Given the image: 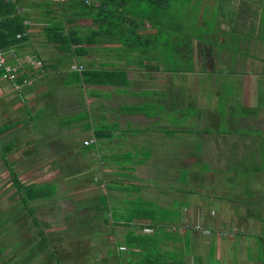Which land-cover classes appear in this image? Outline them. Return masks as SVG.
Wrapping results in <instances>:
<instances>
[{
    "label": "rangeland",
    "instance_id": "374dc122",
    "mask_svg": "<svg viewBox=\"0 0 264 264\" xmlns=\"http://www.w3.org/2000/svg\"><path fill=\"white\" fill-rule=\"evenodd\" d=\"M26 1H32L34 3L33 7H24L22 9V12H27L30 17L29 24L31 28V34H29V31V39L34 40L35 42H38L42 39L46 40L45 36H43V33L46 30L45 26L47 24V19L43 15V8H40L36 5L39 2L38 0ZM196 1L197 6L202 7L200 9V15L203 16L199 17L202 24L204 25L208 19V21H210L208 23H210L212 28L211 35L213 36V42L211 41L210 43V41H208L204 43L207 45L204 47V49H212V51L215 50V52H223L225 51V48L222 46L223 44H221L223 43L221 42L222 40L228 43L233 42L235 46H237V42L240 43L238 45L240 49H237V53L239 54L237 59L238 61L240 59L243 60L238 63L236 69L240 72L243 71L246 75L240 80L237 79L239 76L238 74H236V76H231V72L233 71H229L224 67L223 64L221 65V62L220 65L223 67L215 65L214 67L216 68L217 66V70H214L212 73H205L202 69L201 74V72H199L201 64L198 60V49H196L197 51L195 53V72L187 75L179 73L178 71L187 68V58L182 57L179 59V57L176 56L174 49L176 45L180 44V42L175 40L174 37L179 35L177 33L181 32L184 34L180 35H186V33L189 34L191 33V29L195 31L199 30L198 28L200 26L192 27L199 24L194 23V21L192 22L191 20L189 22L188 18L187 25H185L183 28L178 29L176 26L175 29L169 28L167 32L162 33L160 36V40L166 42L170 40L167 37L173 36L170 42L167 43L169 46L167 48H160L159 46L151 47V49L154 50H151L152 52H157V57L159 60L157 63H152V65L157 66L159 69V71H153L150 73L151 77L153 76L154 79L146 78L144 76V72L145 75H147L146 70L142 71L128 66V68H125V64L121 65V68L129 71V74L134 79V84L131 87L132 89H135L136 91L141 88L146 89L143 92H139V94L145 98L147 96V99H151L152 101L144 102L138 105L140 106L139 109L141 111L139 113L145 114L146 116H155V123L152 122V120L148 122L143 118H138L133 120V123L129 124L124 129L118 130L116 129L117 127H112L113 125L117 124L110 123L115 121L113 115H110L109 113V109L113 106L110 104V101H112V99H110L111 94L105 90L97 91L96 93L100 97L96 98L93 96L94 93L91 91H86L80 88V84L76 82V78L80 77L78 70L80 65H82L84 68H89V66H94L93 68H95V64L93 63L89 65L88 61H92L94 59L95 61L98 59L101 61L107 60L106 58H103L105 57L103 54L91 50L88 55H82L84 57H80L79 55L71 53L69 50L64 52L63 50L57 49L60 54L53 56L56 54L55 47L51 46L52 49L50 46L45 48L47 52L53 51L51 57L53 56V59L56 60V63L49 67L50 71H48L45 76L47 83L51 84L50 86H52L50 89L53 88L52 90L48 91V93L51 96L53 91H60L57 93L58 102L56 101L59 104V107L55 109L56 107L54 106V103L52 106L55 107L52 110L54 112L53 114L49 115L50 117H53V120H51L52 124L48 125L49 122L44 120L43 116L45 115V111H43V115L41 113L36 118L32 117L30 113H25V119H21L20 121H16L12 124L8 123L7 120H0V127L1 125L8 126L5 129L0 128V264H93L92 258L87 256L89 253L78 256L74 254L76 257H73L72 255V248L75 246L77 241H79V239L77 234L71 231L76 229L82 234V236H84L83 239L86 240L87 226L73 225L72 218L70 217L64 221L61 217L62 214L60 213L51 215L49 217V224H43L44 222L38 220L32 222V218L28 217V225H14V223L11 222V217H13V209L9 207L8 198H2L5 193L9 194V190L5 189L6 186H8V184L11 182V179V185L13 188L19 186L16 182H13V171H15V168L12 165H15L17 168L20 165L17 171H23L21 168L23 167V161L21 159L23 154L7 157L6 152L9 150V148L6 145L13 144L16 146V143L19 140L26 139V136H28V138L31 135L34 136L40 131L42 133L46 132V134L52 135L51 139L57 138L58 136H62L59 135V132L64 131V128L66 130V128L69 126V122L71 123L76 121L75 125L78 124L81 127V132H84V130L87 131V128L89 127L92 132L97 131L101 132V134L103 132H111V135L114 134V136L120 137L121 141L126 142V154H122L118 151L117 155L124 156L120 157V159L117 161H121L124 164H136L135 159L138 158V160L143 159L145 162L148 160L151 167H157L163 171L167 170L166 166L163 168L159 161L161 159H163L165 162L170 161L169 163L171 165L168 172L172 174V172L175 171L177 176H181V179L177 178L176 182H182L183 179H186L187 175V194L194 192L196 196H199L196 200L205 202L206 207H208L209 210H212L213 206L216 205V202H218L216 201V198H221L223 195L227 201L241 200L244 204H249V200H251L255 190L260 197L261 189L264 186V108H259L257 114L254 113L252 115L250 112V114L243 112L242 107L244 105L247 107H256V105H258L260 102L259 97L262 95L264 97V27H261L264 23L260 25L261 18L264 22V0H251L254 5L256 4L262 9H259V11L254 9L255 14L251 17V19H254L250 20L248 23L244 21V14H247V11L246 13L244 12L247 8L248 10L250 8V1L248 0H241L240 4L239 0ZM53 2V6L47 11L50 12L48 13L47 17L49 20L57 21L61 17V12L59 11V5L56 3L62 2L61 0H53ZM237 7L238 12L234 14L233 11L236 12ZM172 12H175L174 15H178L176 13L179 11L176 9ZM257 12L261 14L257 15ZM238 17L241 18L238 19ZM214 20L215 22H213ZM208 23L206 24V30L208 27H210ZM70 25L65 24V32H68ZM75 25L87 27L89 22L78 21L74 22V26ZM164 26H167V24ZM238 28L239 34L234 35L232 32H230L231 30ZM162 30L164 29L162 28ZM230 36L232 38H230ZM245 42L247 46L246 48L244 46L241 50V44H244ZM247 54H249V57L245 58ZM8 55L10 56L11 61H13L12 58L14 55L12 52L11 54L8 52ZM113 58L115 59L117 57L113 56ZM130 58L132 57L130 56ZM212 60L214 61L215 58ZM41 63V65L45 67V64H43L42 61ZM107 65H110V63ZM207 67L210 69V64H208ZM207 67L205 70H207ZM52 77L57 78V80H53ZM68 83H70V85H68ZM71 83H78L79 86H77L78 90H73L74 97L72 95L73 101L78 109L75 108V106H72L73 102L72 104H68V100H66L70 94L69 88L72 85ZM57 86L60 89H58ZM148 89L157 90L154 91L155 94H152V91L150 92ZM150 93L151 95H149ZM112 97H114V95ZM88 99H92L91 105L87 104ZM19 100H21V96L15 99L16 102H19ZM140 100L141 99L137 101ZM132 101L134 102L135 100H131V102ZM261 104L264 105V103ZM142 111L144 113H142ZM114 112L118 113V111ZM91 113L94 115L91 116ZM104 116H106L107 119H104ZM94 119L95 121H93ZM18 122L21 125H19ZM84 125H86V127H83ZM44 126L48 128L45 129ZM59 126H64V128L59 129ZM158 129L164 132L165 130H169L167 134L165 133L166 135H169L167 137L170 139L169 147H167L168 149H165V153L168 155L163 157L160 156L161 151L159 148H157L163 141L155 138L159 137L155 134L158 132ZM10 134H16V136L14 138H12V136L8 137ZM82 135H84V133H82ZM63 136L67 141L66 146H73L76 144V142H78L77 138L71 133H66V135ZM102 137L98 138L99 144L96 147H90L89 149L95 151L97 148L98 150L105 148L104 146L106 145V136ZM236 137H241L238 139L241 141L240 143L233 144V146L237 148V151H243L244 149H247V151L251 152L254 151L257 146L261 148L257 154L255 151V160L248 159L246 155L241 156L239 161L219 159L216 156L217 153H214V151L218 150L220 145L222 146L224 143V146L230 145L227 143V141H222V143L219 144V139H234ZM131 139H134L133 144L130 143ZM45 140L46 136L38 135L36 137L37 144L39 145L40 143H44ZM3 146H5V149H2ZM202 148H207L208 152H206V154L201 152ZM185 150H187V158L184 157ZM99 157L101 159L97 157V159L94 161V164L82 162L80 158L77 159L75 163L78 167L85 165V168H82V173H80L79 176L88 181L92 177L93 172H87V170L91 171L89 168L95 170L98 168L94 174L96 181L101 179L99 182L103 181L104 183H107V177L102 175V173L106 174L103 163L106 161V159L102 158L101 155ZM219 157L222 158L220 154ZM63 158L66 164V162L69 161V157L66 156ZM100 161L102 162L101 164H99ZM55 162V164H57V168H60V165H63L57 160H55ZM42 163L50 167L48 162L42 161ZM73 167L76 166L74 165ZM225 167L227 168L225 172H218L221 169H225ZM5 170L11 174L10 176L12 178H10L7 173H5ZM108 173H110V171H108ZM253 174L259 175L263 179H261L258 183L256 181H253L252 183L250 181V184L245 183L244 180L248 179L249 177L255 178V180L257 179L256 175L250 176ZM38 175L40 174L37 173V176L35 177V181L38 182H40L41 179L51 181L57 178L54 173L45 175L41 177V179ZM18 179L21 182L26 181V177H24V175H19ZM140 182L143 184L141 188L144 190L145 200L154 202L156 200L155 194L158 193L157 191L151 189L154 187V179L146 178L143 181L140 180ZM97 184L99 185L98 182ZM99 186H101L100 189L102 192H104V185L101 184ZM48 187V189L51 188L50 186ZM132 189L133 187L128 188V192H124L123 194L125 196L131 197ZM159 190L164 191L165 189L159 188ZM123 191L126 190L123 189L120 191V193ZM92 194L95 196L98 195V193ZM236 195H238V197L241 199L230 198L231 196ZM187 197L188 204L190 196L187 195ZM169 201L170 203L175 202L174 207L176 210L179 208L181 203L184 204L183 198L176 197L175 199H169ZM260 201L263 202L264 200L261 199ZM14 205H16L15 202L12 203V207L15 209L16 206ZM222 207L224 208L222 209V213H224V211L227 213V210L230 209L229 206L227 207L224 204ZM234 209L235 207L231 208V210ZM64 210L70 212L72 209L68 205ZM130 213L134 214L132 210L129 211V214ZM254 213H257V211ZM33 215L36 216L37 214L34 213ZM21 220L25 221V218H21ZM75 221L82 222V219L81 217H77ZM209 225H211V218L206 220V226ZM215 225L216 227L221 226L220 222L218 221L213 222V226ZM183 226H186V229L190 227L187 223H183ZM196 227H198V230H201L202 225H196ZM15 229H17L19 232H17ZM181 230L182 229H179L178 232H181ZM142 232L147 233L145 230H142ZM169 232L171 233V231ZM209 233L213 235L216 234L217 231L214 228L213 230L210 229ZM89 234H97V231L92 230L89 232ZM42 239L43 241H41ZM125 240V244L127 246H131L129 251L116 254L117 252L114 251L116 244L113 243V245H111V243H109L108 247L110 254L119 256L120 259H125V261L128 263L132 261V263L140 262L141 259V261L143 262L144 260L146 264H148V260H150L152 264H162L163 261L166 262L168 261V258H170V256L162 255V251H157L160 250L157 248V244H153L152 246L148 245L151 244L150 242L147 244L143 242L144 245L142 246V249L144 250H141L140 253H143L144 255L142 256L139 254L140 256H138L132 252V249H134L132 243ZM102 242L104 243V241ZM117 244H119V242ZM86 246L87 245H84V252H88L89 250V248L86 249ZM7 248H9L10 251H8ZM177 253L178 252L175 254L178 256L179 261H181L182 256H179L180 254L178 255ZM99 257L100 256H98V258ZM258 262H264V253H260L254 264H258ZM182 264H189V261L186 259V255L183 256Z\"/></svg>",
    "mask_w": 264,
    "mask_h": 264
},
{
    "label": "crops",
    "instance_id": "0c3cea01",
    "mask_svg": "<svg viewBox=\"0 0 264 264\" xmlns=\"http://www.w3.org/2000/svg\"><path fill=\"white\" fill-rule=\"evenodd\" d=\"M239 1L240 4L241 0ZM248 1H250V3L248 2L250 4V11L247 8V14L249 16L255 14L254 9H256V11L262 9L256 4L254 5L251 0ZM43 10V15L47 19L46 22L48 23L51 21L47 17L48 13H50L47 12L49 9L43 8ZM237 12L238 7L236 12L233 11V13L236 14ZM259 14L261 13L257 12V15ZM29 22L30 21L28 20V23ZM29 31V34H31L30 24L28 32ZM147 32L154 34L156 29L148 27ZM45 33L47 32L44 31L43 36H45ZM28 36L30 35L27 34V39L24 42L12 47L8 50V52H10V54L12 52L14 55L12 58L13 61H11L9 56L10 62L15 63L18 60H21L22 62L26 61L22 74L26 75V78L32 79L33 85L24 88V92L23 90L17 92L14 90L12 83L1 79L0 73V120H7L8 123L12 124L16 121H20L21 119H25V113H30L32 117L36 118L41 113L43 115V111H45L43 118L46 122H49V125L52 124L51 120H53V117H50L49 115L53 114V108L56 107L55 109H57V107H59V104L57 103V93L60 91H53L54 93L52 92L50 96L48 91L53 88L50 89L52 86L47 83L45 76L47 72L50 71L49 67L56 63L53 56H57L60 53L54 44L48 43L45 39L35 42L34 40H30ZM48 46H53L56 49V54L52 57L51 54H53V51L47 52V50H45ZM122 47L123 46H119L117 44L108 43L90 45L87 46L88 52L85 55H88L91 50L103 54L105 56L103 58H106L107 60L101 61L96 59L97 61H95L94 59L92 61H88V63H94L95 68H99L102 63H110V65L114 67L113 69L127 72L130 80V84L128 86L100 87L85 86L79 83L81 89L91 91L94 93L93 96L96 98L100 97L97 95V91L105 90L111 94L110 99H112V101H110V104L113 106L109 109V113L110 115H113L115 121L110 123L117 124L112 127H117L116 129L118 130L124 129L129 124H132L133 120L138 118H143L148 122L151 120L152 122H156L155 116H146L145 114H141L139 113L141 112L140 109L138 112L131 111L132 107L139 108L140 106L138 105L152 100L147 99V96L145 98L139 94V92H143L146 89L141 88L136 91L131 88L134 84V79L129 74V71L121 68V65L125 64V68L133 67L142 71H145V69L139 68L133 63L128 64L126 58H130V56H138V54L128 52L126 48ZM152 53L153 52L151 51V55L149 56H154ZM113 56L117 58L114 59ZM31 61L34 63H41L42 61L43 64H45V67L31 65ZM157 62L158 60L154 61V63ZM106 69L111 68L107 65ZM201 71L202 70L199 72ZM146 73L147 75H145L144 72V76L146 78L154 79V77H151L150 75L151 72L146 71ZM52 78L55 81L57 80L55 77ZM68 85H70V83H68ZM77 86L78 83L70 86V94L66 100H68V104H72L73 102L72 106H75V108L78 109L72 98V95L74 97L73 90H78ZM57 88L60 89L58 86ZM148 90H150V92L152 91V94H155L154 91L157 89ZM113 95L114 97H112ZM149 95H151V93ZM19 96H21V100L16 102L15 99ZM139 99L141 100L137 101ZM131 100L135 101L131 102ZM87 104L91 105L92 99H88ZM53 105L55 107H52ZM114 111H118V113H115ZM142 113L144 112L142 111ZM91 114V116L94 115L93 113ZM104 119H107V117L104 116ZM93 121H95V119ZM75 123L76 121L71 123L69 122V126L66 130L64 126H59V129L64 128V131L59 132V135L62 136H58L54 139H51L52 135H48L46 132L42 133L40 131L34 136L31 135L29 138L26 136V139L19 140L16 143V146L13 144L6 145L9 148L6 152L7 157L23 154V157L21 158L23 161V167H21L23 171H17L20 165L17 168L15 165L10 163L15 168L13 176H16L17 179L19 175H24V177H26L25 182H21L18 179L19 186L16 188H13L11 185V179V182L5 189L9 190V194L5 193L2 196L3 199L8 198L9 207L13 209L11 222H13L14 225H28V217L33 219H31L32 222L38 220L44 222L43 224H49V217L58 213L62 214L61 217L64 221L70 217L72 218L73 225L87 226L86 240L83 239L84 236H82V234L76 229L71 231L75 232L79 239V241H77L75 246L72 248V255L73 257H76L75 255H86L89 253L87 256L92 258L93 264H146L145 261L143 260L142 262L141 259L140 262L132 263V261L128 263L125 259L123 260L120 259L119 256L110 254L108 247L109 243H111V245H113V243L116 244V247L114 248V251L117 252L116 254L130 250L131 246H127L125 244V238L127 241L132 243V246L134 247V249H132V252H134L133 254H137L138 256L144 255L143 253H140L141 250H144L142 249V246L144 245L143 242H145V244L150 242L151 244H148L150 246L157 244V248L160 249L157 250L158 252L162 251V255L170 256L168 261H163L162 264H182L183 256L185 255L189 264H254L260 253H264V201H260L261 199L264 200V186L261 189L260 197L258 193H256V190L253 192V196L251 200H249V204H244L241 200L227 201L223 195L221 198H216V201L218 202H216V205L213 206L212 210H209V208L206 207L205 202L196 200L199 196H196L194 192L187 194V175L186 179H183L182 182H176L177 178L181 179V176H177L174 170L172 174L168 172L171 165L169 163L170 161L165 162L163 159L159 161L163 168L166 166L167 170L163 171L157 167H151L148 160L145 162L143 159H139V161L138 158L135 159L136 164H124L121 161H117L120 157L124 156L117 155V152L119 151L122 154H126V142L121 141L120 137L114 136V134L111 135L112 133L109 132L108 134L103 135L106 136L105 148H102L101 150H98L97 148L95 151L90 150V147H96L99 144V140L95 136V131L92 132L88 127L87 131L84 130V132H81V127L78 124L75 125ZM19 125L21 124L19 123ZM6 127L8 126L1 125L0 128L5 129ZM44 127L45 129L48 128H46V126ZM83 127H86V125ZM157 131L158 132L155 134L159 137L155 138L163 141L157 148L160 149V156L163 157L168 155L165 153V149H168L167 147H169L170 139L167 137L169 135H166L165 133H168L169 130H165L164 132L158 129ZM66 133H71L77 138L78 142H76L73 146H66L67 141L63 136L66 135ZM82 133H84V135H82ZM38 135L46 136V140L44 143H40V145L37 144L36 141V137ZM9 136L14 138L16 134H10L8 137ZM240 138L241 137H236L234 139H219V144L222 143V141H227L230 145L224 146V143L222 146L220 145L218 150H215L214 153H217L216 156L219 159L239 161L241 156L246 155L248 159L255 160V151L257 154L261 148L257 146L256 149L251 152L247 151V149L245 150L244 148L243 151H237V148L234 147L233 144L240 143L241 141L238 140ZM84 141L92 142L89 145H84ZM133 142L134 139H131L130 143L133 144ZM2 149H5V146H3ZM201 152L206 154L208 149L202 148ZM218 153L222 158L219 157ZM100 155L102 158L106 159V161L103 162L106 174L102 173V175L107 177L108 182H99L101 179L96 181L94 174L98 168L96 170L89 168L91 171L87 170V172H93L92 177L88 181L79 176L80 173H82V168H85V165L78 167L75 163L76 160L80 158L82 162L94 164L97 157L101 159L99 157ZM184 155V157L187 158V150L184 151ZM66 156L69 157V161L65 164L63 157ZM55 160L63 165H60V168H57ZM42 161L48 162L50 167L42 163ZM101 163L102 162L100 161L99 164ZM74 165L76 167H73ZM226 169L227 168L225 167V169H221L218 172H225ZM5 171V173L12 178L10 176L11 174L7 170ZM108 171H110V173H108ZM37 173L40 174L38 175L40 176V179L41 177L52 173H54L57 178L51 181L41 179L40 182H38L35 181ZM256 174L250 176H255ZM256 176V180L255 178L249 177L248 179H245L244 182L250 184V181L251 183L256 181L258 183L261 179H263L259 175ZM146 178L154 179V187L151 189L158 192L155 194L156 200L154 202L145 200L144 198V190L141 188L143 184L140 180L143 181ZM97 182L99 185H104V192H102L100 189L101 186H99ZM48 186L51 188L48 189ZM132 187L131 197L125 196L123 193L128 192V188ZM159 188L165 190L161 191ZM123 189L126 191L120 193ZM29 190L30 193L42 191L43 194L38 198L27 201V204L25 205L22 201L26 200V193L29 192ZM92 193H98V195L95 196ZM187 195L190 196V199H194H189L188 204ZM176 197L184 199V204L181 203L177 210L174 207L175 202L170 203L169 201V199H175ZM230 198L241 199L238 195L231 196ZM13 202L16 204L14 205L16 206L15 209L12 207ZM223 204L230 207V209L228 208L229 210H227V213H225V211L222 213V209H224L222 207ZM68 205L72 209L70 212L64 210ZM232 207H235V209L231 210ZM130 210H132L134 214H129ZM255 211H257V213H254ZM34 213L37 215H33ZM77 217H81L82 222L75 221ZM21 218H25V221L21 220ZM210 218L211 225L206 226V220ZM216 221L220 222V227H216V225L213 226V222ZM183 223L189 224L190 227L186 229L187 227L183 226ZM196 225H202L201 230H198ZM214 228L217 233L212 235L209 233V230H213ZM145 229H148L149 231L147 233H143L142 230ZM179 229H182L181 232H178ZM92 230H96L97 234H89ZM169 231H171V233ZM17 232L19 231L17 230ZM41 241H43V239ZM102 241H104L105 244ZM118 242L119 244H117ZM84 245H87L86 249L89 248L88 252L83 251L85 248ZM121 247H124L125 250H120ZM7 250L10 251L9 248H7ZM176 252H178V255L180 254L179 256H182L181 261H179L178 256L175 254ZM98 256L100 257L98 258ZM147 263L152 264L150 260H148ZM258 264H264V262H258Z\"/></svg>",
    "mask_w": 264,
    "mask_h": 264
},
{
    "label": "trees",
    "instance_id": "16d2710c",
    "mask_svg": "<svg viewBox=\"0 0 264 264\" xmlns=\"http://www.w3.org/2000/svg\"><path fill=\"white\" fill-rule=\"evenodd\" d=\"M38 1L36 5L46 9H51L52 3H54L53 0ZM61 2L56 3L60 7V19L48 22L45 30L47 32L45 33L46 41L54 44L58 50H63L64 52L69 50L71 53L82 56L88 52L87 46L103 43L117 44L123 46L122 48H126L128 52L138 54V56L126 58L128 64L133 63L147 72H155L159 71V69L157 66L152 65V63L158 60V55L157 52H153L154 56H149L151 55V50H153L151 47L159 46L160 48H167L169 46L167 43L170 42L173 36L167 37L170 40L166 42L160 40L161 34L167 32L169 28L175 29V26L178 29L183 28L187 25L189 18V22L191 20L199 24L192 27H200L196 31L191 29V33H186V35H180L184 34L183 32L177 33L179 35L174 37L175 40L180 42L174 49L176 56L179 59L182 57L187 58V68L178 72L183 75L194 72L195 53L196 49H198V60L201 64L200 70L203 69V72L212 73L214 70H217V66L216 68L214 67L215 65L223 67L221 66L223 64L229 71H233L231 72V76L238 74L237 79L239 80L246 75L243 71L240 72L236 69L238 63L243 60L240 59L238 61L237 59L239 56L237 49H240L238 46L240 43L237 42V46H235L233 42L228 43L222 40L221 42L223 43L221 44L225 48L223 52L204 49L207 46L204 43L208 41L211 43L212 41V28L210 23H208L210 22L208 19L206 20L207 22H203L204 25L202 24L199 18L203 16L200 15L202 7L197 6L196 0H61ZM33 4L32 1L27 2L26 0H0V48L8 51L27 39L29 14L22 12V9L24 7H33ZM176 9L179 11L176 13L178 15H174L175 12H172ZM246 11L247 9L244 13ZM244 16L246 23L254 19H251L252 16H248L247 14H244ZM240 18L238 17V19ZM78 21H88L89 25L87 27L74 26V22ZM207 23L210 27L206 30ZM262 23L264 22L261 18L260 25ZM65 24H71L68 32H65ZM165 24L167 26H164ZM148 27L156 29V32L154 34L148 33ZM261 27L263 28L264 24ZM230 32L237 35L239 34V28ZM230 38L232 37L230 36ZM241 45V50L244 46L245 48L247 46L246 42ZM247 57H249V54L245 58ZM213 58H215L214 61L212 60ZM208 64H210V69L212 70L208 69ZM108 66L111 69H106L107 63H102L99 68H93V66L84 68L80 65L82 67L79 71L80 77L76 78V82L85 86L100 87H126L130 84L127 72L115 70L111 65ZM206 67L208 71L205 70ZM25 78L26 75L21 74L17 82L22 83ZM259 99L260 102L256 107L243 106L242 111L246 114H257L259 108H264V105L261 104L264 103L263 95ZM131 111L138 112L139 108L132 107ZM108 133L103 132L101 134V132L95 131V136L99 138ZM13 182L19 185L16 176H13ZM42 194V191L30 193L29 190L26 193V200L22 202L26 205L27 201L38 198Z\"/></svg>",
    "mask_w": 264,
    "mask_h": 264
},
{
    "label": "built area",
    "instance_id": "2783aa9c",
    "mask_svg": "<svg viewBox=\"0 0 264 264\" xmlns=\"http://www.w3.org/2000/svg\"><path fill=\"white\" fill-rule=\"evenodd\" d=\"M8 1V0H6ZM26 62V61H25ZM25 62L20 60L16 61L15 63L9 61L8 51H5L3 48H0V72H1V79L10 82L13 85L15 91L20 92L23 88L29 87L32 85V79L25 78L22 83H18L17 79L21 76L22 72L24 71ZM28 62V61H27ZM31 65L41 67V63L37 62L34 63L31 61ZM82 67H79V71ZM92 141H84V145H89ZM148 232V229H145ZM120 250L124 251L125 248L121 247Z\"/></svg>",
    "mask_w": 264,
    "mask_h": 264
}]
</instances>
